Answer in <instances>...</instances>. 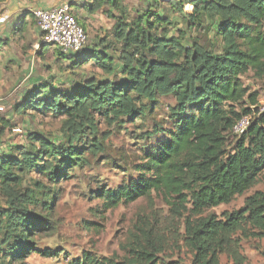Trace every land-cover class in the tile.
<instances>
[{
  "label": "trees",
  "instance_id": "trees-1",
  "mask_svg": "<svg viewBox=\"0 0 264 264\" xmlns=\"http://www.w3.org/2000/svg\"><path fill=\"white\" fill-rule=\"evenodd\" d=\"M122 1L84 0L78 5L70 0L74 16L75 6L85 14L103 8L110 17L114 10L119 13L111 32L93 46L75 53L57 48L70 71L80 73L90 65L102 77L82 75L65 89L51 81L34 82L22 103L13 107L15 114L30 108L62 117V141L33 131L26 145H4L11 121L0 115V259L7 264L34 250L45 257L56 254L35 249L31 241L49 227L40 213L52 208L54 194L47 183L66 179L74 168L88 163V156L103 150L96 137L98 119L109 126L143 119L164 98L173 101L167 107L171 126L155 124L142 133V139L155 140L146 148L144 161L135 166L137 178L100 189L95 198L108 209L156 192L172 213L187 211L185 239L195 264H219V254L230 252L237 231L264 239V191L248 195L238 210L222 219L200 216L244 194L264 174V107L259 91L243 81L251 72L264 88V0H180L178 8L173 7L186 27L177 35L171 33L175 22L165 13L168 0H142V7L130 16ZM186 2L191 12L183 11ZM26 14L19 13L12 30L27 27ZM191 30L211 32L213 46L190 40ZM40 37V44L46 45L41 32ZM244 116H250L249 123L236 135L233 127ZM32 173L47 183L35 180L26 186L24 177ZM151 234L146 246L136 243L131 258L97 259L85 253L69 264H158Z\"/></svg>",
  "mask_w": 264,
  "mask_h": 264
},
{
  "label": "rangeland",
  "instance_id": "rangeland-1",
  "mask_svg": "<svg viewBox=\"0 0 264 264\" xmlns=\"http://www.w3.org/2000/svg\"><path fill=\"white\" fill-rule=\"evenodd\" d=\"M83 1L79 0L77 4L80 5ZM179 1L168 0L164 5L165 13L175 22L171 33L176 35L186 27L177 9ZM122 5L130 16L135 8L142 7V0H123ZM0 9V17L6 16L5 22L0 21V107L3 108L0 115L11 121V126L5 130L4 145H26L27 134L33 131L41 132L55 142L62 141V117H53L30 108L26 113L15 114L13 107L22 103L26 90L33 87L34 82L51 81L57 87L65 89L72 80L82 75L102 77L103 74L90 65L84 66L83 72H72L60 58L58 47L41 45L40 31L33 14L31 15L34 8L27 7L26 4L19 8L18 13L23 10L27 13V27L24 30H12L17 25V15L7 17L5 9L1 6ZM182 9L191 12L193 7L186 2ZM106 11L103 8L95 13L85 14L79 7L73 8L72 12L79 22H84L87 34L85 47L93 46L97 39L111 32L114 17L119 11L114 10V17L107 16ZM188 34L190 40H197L206 48L213 46L211 32L191 30ZM243 81L251 90L259 91V104L264 107L262 81L255 79L251 72L243 76ZM172 103L169 98L160 99L153 112L133 122L126 120L109 126L104 119H98L96 137L101 140L103 150L94 156H88V163L74 168L66 179L47 183L35 173L24 177L26 186L32 185L35 180L46 182L51 195L54 194L51 210L40 211L41 216L49 221V227L37 232L31 241L35 249H48L56 254L45 257L34 250L21 261L12 264H69L85 253L97 259H127L134 255L132 248H135L137 242L146 246L150 231L152 234L149 235V240L158 250V264H195L194 251L185 239L187 211H183L180 216L172 213L162 195L156 192L132 203L118 204L108 209L101 200L95 198V193L100 189H113L137 178L135 166L144 161L146 148L155 140L142 139V133L155 124H160L163 128L170 127L167 107ZM255 191H264V174L244 194L234 197L228 204L207 209L200 216L213 214L222 219L225 213L238 210L244 199ZM232 238L235 244L230 252L219 254V264H264V239L242 234L240 231L235 232ZM7 263L8 260L4 262L0 259V264Z\"/></svg>",
  "mask_w": 264,
  "mask_h": 264
},
{
  "label": "built area",
  "instance_id": "built-area-1",
  "mask_svg": "<svg viewBox=\"0 0 264 264\" xmlns=\"http://www.w3.org/2000/svg\"><path fill=\"white\" fill-rule=\"evenodd\" d=\"M79 1V0H72ZM70 1L48 8L36 7L33 17L37 28L42 33L44 44L59 47L62 52L75 53L85 47L87 34L80 22L70 12ZM192 7L191 4H189ZM6 16L0 17L5 22ZM2 107H0V110ZM250 116H244L236 121L233 133L240 135L246 129Z\"/></svg>",
  "mask_w": 264,
  "mask_h": 264
},
{
  "label": "crops",
  "instance_id": "crops-1",
  "mask_svg": "<svg viewBox=\"0 0 264 264\" xmlns=\"http://www.w3.org/2000/svg\"><path fill=\"white\" fill-rule=\"evenodd\" d=\"M70 0H34L32 2H29L27 0H6L3 4H1V8L5 9V13H7V17H13L14 15H19V8L26 4L27 7H42V8H48L54 5H58L61 3L68 2ZM1 10V9H0ZM17 13V14H16Z\"/></svg>",
  "mask_w": 264,
  "mask_h": 264
}]
</instances>
